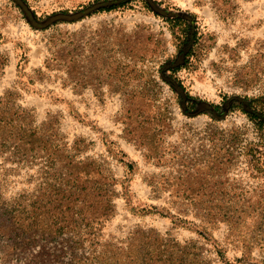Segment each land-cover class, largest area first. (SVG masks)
Masks as SVG:
<instances>
[{
  "label": "rangeland",
  "instance_id": "obj_1",
  "mask_svg": "<svg viewBox=\"0 0 264 264\" xmlns=\"http://www.w3.org/2000/svg\"><path fill=\"white\" fill-rule=\"evenodd\" d=\"M24 1L38 15H49L74 10L90 0ZM165 1L196 15L209 46L200 60L178 72L190 95L219 104L224 96L264 91V0H232V14L226 18L211 0ZM53 34L62 41L58 44L65 64L54 66L50 61L49 69ZM164 38L170 40L164 22L140 5L64 23L58 31H42L30 25L20 5L0 0V53L9 56L0 77V94L19 81L20 102L35 110L39 123L49 112L61 114V132L69 139L81 136L92 141L89 155L106 156L120 178L128 174L131 206L123 197L116 199L117 215L107 224L106 236L123 238L135 225H142L170 231L179 240H202L196 230L202 223L191 215L194 225L189 230L173 228L170 218L140 212L142 207L167 203L168 193L152 198L153 186L189 196L194 214L201 204H214L215 191L247 190L254 201L264 190V178L250 176L242 158L226 172L223 142L213 137L214 126H242L247 123L244 116L235 111L216 123L206 113L187 116L177 94L158 78L161 62L175 53ZM19 62L22 77L17 73ZM249 79L260 86H250ZM120 153L134 163L131 172L112 157ZM36 170H20L11 178L8 192L26 188L28 175ZM236 227L239 230L232 232L229 224L221 222L211 228L225 261L264 264V216L239 221ZM239 232L249 244L239 241ZM205 248L213 264L223 263L211 244Z\"/></svg>",
  "mask_w": 264,
  "mask_h": 264
},
{
  "label": "trees",
  "instance_id": "obj_2",
  "mask_svg": "<svg viewBox=\"0 0 264 264\" xmlns=\"http://www.w3.org/2000/svg\"><path fill=\"white\" fill-rule=\"evenodd\" d=\"M13 2L20 5L30 25L42 31H58L61 24H74L135 5L161 19L170 35L169 41L163 39L164 43H170L175 53L161 62L158 78L177 94L178 105L187 116L206 113L216 123L232 112H240L246 124L225 129L214 126L213 137L223 142L221 157L226 159V172L234 169L242 158L250 176L264 178V91L224 96L219 104L206 103L190 95L178 78L180 70L200 60L209 48L194 13L181 12L165 0H90L74 10L38 15L24 0ZM211 2L223 17L232 14V0ZM49 42L52 57L47 60V67L52 68L50 61L55 62L54 66L64 65L63 49L58 44L62 41L53 34ZM8 64L9 56L0 53V77ZM22 69L19 62L20 77ZM246 82L260 86L256 80ZM21 89L17 81L16 86L0 94L1 264H213L206 255L208 244L222 264H229L223 247L212 236V225L225 222L234 232L239 230L236 227L239 221L264 216V190L254 201L247 190L215 191L214 204L210 207L201 204L199 213L194 214L189 196L153 186L152 198L160 199L168 193L169 199L163 207H142L140 212L170 218L173 228L189 230L194 225L191 215L202 223L196 225L202 240H179L170 231L142 225H135L123 238L106 236L107 224L117 215L116 199L123 197L131 206L128 174L120 178L106 156L89 155L92 141L81 136L69 139L61 132V114L49 112L39 123L35 110L20 102ZM112 157L127 172L134 169V163L126 161L123 153ZM34 167L37 170L28 175L27 187L9 193L11 178L23 168ZM187 199L190 203L185 202ZM238 235L239 241L250 243L246 235L240 232Z\"/></svg>",
  "mask_w": 264,
  "mask_h": 264
}]
</instances>
